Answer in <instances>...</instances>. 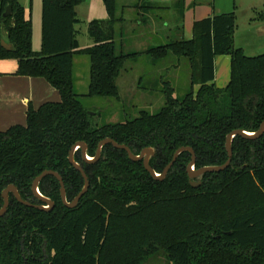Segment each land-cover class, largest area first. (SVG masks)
<instances>
[{
  "label": "trees",
  "instance_id": "obj_1",
  "mask_svg": "<svg viewBox=\"0 0 264 264\" xmlns=\"http://www.w3.org/2000/svg\"><path fill=\"white\" fill-rule=\"evenodd\" d=\"M109 18L88 27L94 45L81 49L75 30L76 7L84 0H43L42 49H33V24L17 0H0L6 39L0 36V59H17V75L42 77L60 95L59 102L29 104L26 125L0 131V209L3 191L17 186L22 198L43 204L32 191L45 170L58 172L69 202L82 191L84 178L69 153L85 142L94 157L99 143L112 138L136 155L155 149L151 167L162 173L181 147L196 154V169L223 165L229 159L226 138L234 130H259L264 121V54L248 56L235 46L234 11L205 18L194 36H181L144 52L126 53L115 42L116 0H103ZM12 13L3 17L8 7ZM264 20V12L258 13ZM148 55L154 64L170 57L187 60L190 87L183 97L165 81V103L156 113L143 110L124 122L99 125L75 88V56L91 63L88 97L121 99L119 78L129 61ZM229 55L231 78L216 83V57ZM228 168L206 173L194 188L187 173L192 154L183 152L164 180H157L143 161L107 144L94 163L75 159L90 186L76 208L61 198L55 176L39 184L55 203L50 211L21 204L10 194L0 218V264H145L163 251L165 264H264V134L241 136L232 143Z\"/></svg>",
  "mask_w": 264,
  "mask_h": 264
},
{
  "label": "crops",
  "instance_id": "obj_2",
  "mask_svg": "<svg viewBox=\"0 0 264 264\" xmlns=\"http://www.w3.org/2000/svg\"><path fill=\"white\" fill-rule=\"evenodd\" d=\"M100 1L91 11L83 5L85 0L76 7L75 30L81 49L94 45V40L88 32L90 22L105 21L109 18L104 1ZM116 3L119 20L116 23L115 42L119 49L126 53L144 52L154 47L152 43L155 40L161 42L163 39H169L173 29H176L178 36L190 40L194 36L193 28L197 22L234 11L237 24L236 39L240 30L239 24H243L242 35L246 42L256 43L254 50L264 54V20L258 18V13L264 12V0H241V3L237 5L231 3L225 9L219 8V0H171L166 3H155L150 0H116ZM0 21L3 25L1 15ZM81 24H87L86 30L91 39L86 40L88 43L86 47H82L79 40ZM3 31L6 36V31ZM240 46L245 51L248 49L245 45L239 44L238 47ZM79 57L80 55L74 58L75 85L78 79L75 66ZM134 64L135 62L133 66ZM127 65L129 66V63ZM18 67L17 59H0V131L14 125H26L29 104L38 108L46 102L61 100L59 91L46 79L17 75ZM216 83L219 85L218 77Z\"/></svg>",
  "mask_w": 264,
  "mask_h": 264
},
{
  "label": "rangeland",
  "instance_id": "obj_3",
  "mask_svg": "<svg viewBox=\"0 0 264 264\" xmlns=\"http://www.w3.org/2000/svg\"><path fill=\"white\" fill-rule=\"evenodd\" d=\"M24 8L25 16L30 19L33 24V49L37 52L42 49V14L43 0H17ZM219 8H227L234 3L237 5L241 0H219ZM100 0H85L83 5L89 11L94 10L98 6ZM82 5V6H83ZM232 5V9H233ZM85 20V18H83ZM0 21V36H4V28ZM87 24L80 25L79 40L82 47L88 46L86 40H91L86 30ZM240 30L238 38L234 37L235 46L239 44L245 45L248 49L245 54L248 56H258L262 52L254 50L256 43L246 42L242 35L243 24H239ZM3 28V29H2ZM172 36L169 39H163L161 42L155 40L152 45L158 46L167 44L179 39L176 29L172 30ZM2 38V39H3ZM142 51V50H141ZM175 57L168 58L162 64H154L150 57L146 54L141 55L137 61H129V66L118 80L121 99L102 97H88L91 77V63L87 55H82L77 59L75 66V74L78 75L76 81V92L79 94L83 104L89 113H99L93 118V122L99 125L105 123L124 122L127 119L137 117L141 111L146 110L151 113L158 112L165 103V95L163 89L164 82L169 81L175 88V96L183 97L190 87L189 67L187 60L178 63ZM132 63V64H131ZM216 77H218L219 87L228 85L231 78V58L229 55H219L215 62ZM166 257L163 251L152 256L145 264H165Z\"/></svg>",
  "mask_w": 264,
  "mask_h": 264
},
{
  "label": "water",
  "instance_id": "obj_4",
  "mask_svg": "<svg viewBox=\"0 0 264 264\" xmlns=\"http://www.w3.org/2000/svg\"><path fill=\"white\" fill-rule=\"evenodd\" d=\"M11 13H12V7L9 6L7 11L3 14V17H8L11 15ZM1 44L5 49L13 50V45L10 42H8L6 39L3 38L1 40ZM263 134H264V121L261 124L259 130L255 131V132H249V131L242 130V129H237V130L232 131L226 138V149H227V152L229 155V159L227 160V162L225 164L219 165V166H205V167L196 169V167H195L196 166V154H195V151L193 150V148L181 147L175 152L172 161L166 166V168L164 169V171L162 173H157L150 165V159L152 156L155 155V149L152 147L146 148L141 152V154L136 155L132 152V150L130 149L129 146H127L125 144H119L118 142H116L112 138H106L99 143L97 151H96V155L94 157H91L87 153V150H88L87 144L85 142H77L70 150L69 161L82 174V176L84 178V187H83L82 191L73 199V201L69 202L67 199L65 183L63 181L62 176L56 171L45 170L39 176H37L35 178L33 185H32V191H33L34 196L38 200H40L43 204H33L27 200H24L22 198L17 186L11 184L2 193V196L4 199V204H3V207L0 209V218H2L8 211V208L10 206V194H13L15 196V198L21 204L26 205L28 207H34V208L44 210V211L52 210L54 208V205H55L54 201L52 199L44 196L39 189L40 182L45 177L50 176V175L55 176L60 182L61 198H62L64 205L68 208H71V209L76 208L78 206L81 198L88 191L89 186H90V181H89V178H88L85 170L83 169L82 165L79 162H77L75 159V154L79 149H81V151H82V157H83V160L85 162L94 163V162H97L101 158L102 150H103L104 146L107 144H112L115 148L125 150L131 160L143 161L146 170L157 180H164L167 177L170 169L172 168V166L174 165V163L178 159V157L183 152L189 151L192 154V159H191L190 164L187 167V173H188V176L190 178L191 185L194 188H198L202 183L201 178L206 173L221 172L230 166L231 161H232V157H233L232 143H233V140L235 137L241 136V137L246 138V139L255 140V139L260 138Z\"/></svg>",
  "mask_w": 264,
  "mask_h": 264
},
{
  "label": "built area",
  "instance_id": "obj_5",
  "mask_svg": "<svg viewBox=\"0 0 264 264\" xmlns=\"http://www.w3.org/2000/svg\"><path fill=\"white\" fill-rule=\"evenodd\" d=\"M152 2H155V3H166V2H169L171 0H150Z\"/></svg>",
  "mask_w": 264,
  "mask_h": 264
}]
</instances>
